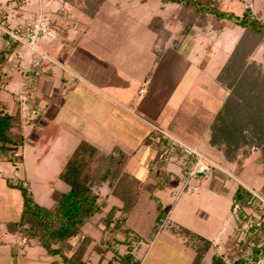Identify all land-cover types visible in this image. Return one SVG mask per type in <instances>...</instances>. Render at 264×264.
<instances>
[{
  "label": "rangeland",
  "instance_id": "rangeland-1",
  "mask_svg": "<svg viewBox=\"0 0 264 264\" xmlns=\"http://www.w3.org/2000/svg\"><path fill=\"white\" fill-rule=\"evenodd\" d=\"M220 2L224 10L239 15L250 6L255 14L264 19V0H220ZM84 6H86L84 0H0V8L7 14L6 19L0 21V58L1 50L12 44L9 38L3 35V26L11 30L40 19L48 25L50 32L39 37L37 41L38 49L47 56V59L41 68L42 74L37 87L33 90L26 89L27 94L22 91L21 81L30 57L29 48L17 43L14 51L6 55L4 64L0 60L3 74L10 76L8 83L0 90V99L6 102L9 111L15 112L18 107L20 108L22 129L26 138L24 146L14 152L16 164L2 159L0 154L2 229L5 228V221L18 220L21 216L23 198L18 185H29L36 201L47 207L54 203L61 192L67 190V185L58 179L57 175L65 159L78 143L87 140L105 152L119 149L132 153L138 148L136 155L130 158L126 155L121 168L133 173L136 182L157 197L159 201L157 210L161 211L163 221L159 223L158 232L155 235L152 233L153 239L145 234L146 224H140V220L127 221L112 232L114 235L109 234V237L115 236L121 241L130 238L137 256L141 259V264L192 263L197 255V245L193 242L187 243L186 238L181 234L172 232L171 228L179 225L212 240L213 245L204 256L202 264H210L214 253L232 254L228 255V258L234 259L237 257L234 252L237 249L234 247H240L242 253H245L248 244H253L255 241L264 244V236L257 240L247 238L243 225L240 226L237 222L239 217H243L239 214L240 211L235 214L233 210V195L239 185L249 188L264 200V149L261 144L254 143L255 140L252 139L250 146L244 145L240 148L235 161L228 162L221 149L215 146L212 148L208 141L203 142L202 148H204H200L201 151L211 153L219 162L215 163L194 146L169 132L160 131L157 133L158 138L165 135L166 139L161 144L157 142L160 147L155 149L158 156L156 163L150 161L146 163L143 157L144 150L139 148L143 145L140 140L138 141L134 134H130V129L120 125L121 123L114 117L104 116L103 113L106 112L108 116V107H113L114 104L99 91L85 87V84L77 79L85 74L90 78L93 76L101 78L104 75L107 79L119 80L124 70L127 74L125 76L129 77L133 87L136 88L135 99H141L138 85L146 88V84H141L144 77L156 71V62L161 55L156 49L160 51L162 48L172 47L178 55L187 53L194 65L203 67L202 64H206V70L199 66L198 72L194 71L189 75V79L192 76L195 78L190 84L188 83L187 87H190L187 95L183 93L181 84L180 89L173 95L171 101L173 108L165 110L167 116L165 118H168L170 112L176 115L173 109L179 108L183 97L184 99L187 97L190 100L187 102L192 105H196V98L199 97L202 99L207 97L211 103L213 99L224 101L230 92L218 83L216 75L240 38L242 27L207 15L203 25L195 26L188 35H183L182 23L175 16L177 3H162L160 0H106L94 17L84 12ZM155 16H161L164 22V29L158 33L149 28V23ZM59 52L61 54L57 56ZM49 53L55 55L60 63L65 62L63 58L68 54L69 60L65 65L77 72L75 74L69 72V69L63 70L58 63L52 64L55 70L54 83L61 92L57 94V98H60V104L64 105L62 113L57 118L61 123L58 131L56 130L59 132L57 141L53 142V145V133L52 135L48 133L39 140L46 125L55 122L48 114L50 102L45 94L38 90L41 79L45 74L47 75L46 71L51 70L49 66L52 61ZM161 56L163 57L164 54ZM251 58L264 67V42ZM102 61L109 67L102 64ZM153 64L155 69L152 68ZM62 76L65 82L60 78ZM121 80L120 82L123 83ZM63 88L65 90L61 91ZM98 99H101L102 105ZM193 124L190 123L189 126L186 122L185 126L192 129ZM157 136L152 135L150 140ZM172 141L179 145L191 146L202 153V162L211 165L212 174L202 173L192 177L189 174L185 155L172 144ZM50 144L52 148L43 160L38 162V158ZM167 163L168 169L178 174V179L166 171ZM99 193L106 207L82 228L81 237L89 234L97 243L89 248L86 256L87 264H108L109 260H115L117 253L122 254L127 249L126 244L114 242L113 249L110 246L106 248L107 244L100 242V239L106 236L105 231H108L104 229L103 221L107 211L111 205H119L121 202L110 194L106 185L99 189ZM244 214L255 216L261 213L250 207L245 208ZM117 216L124 214L118 212ZM152 219L153 216H149L146 222ZM127 227L132 229L130 235L125 230ZM136 234L141 236L140 241L133 237ZM6 237L11 241L16 240L13 235L6 234L4 238ZM18 244L22 245V241H18ZM21 249L16 258L17 264H57L56 257L48 255L36 241L23 248L24 250ZM14 262L10 244L0 245V264H14ZM115 263L117 264V260Z\"/></svg>",
  "mask_w": 264,
  "mask_h": 264
},
{
  "label": "trees",
  "instance_id": "trees-1",
  "mask_svg": "<svg viewBox=\"0 0 264 264\" xmlns=\"http://www.w3.org/2000/svg\"><path fill=\"white\" fill-rule=\"evenodd\" d=\"M160 1L177 3L175 16L182 23L183 35H188L195 26L203 25L207 15L242 27L243 32L240 38L216 75L218 83L230 93L210 125V144L221 149L226 160L231 162L237 159L242 146H250L252 139L255 140L254 143L261 144L260 146L264 149V67L251 58L264 42V19L255 14L250 6H247L241 15L224 10L220 0ZM84 2L86 4L83 8L84 12L94 17L106 0H84ZM6 17L7 14L0 8V21ZM163 26L161 16L153 17L149 23V28L155 33L164 29ZM3 35L8 38L7 33L3 32ZM11 43L9 47L1 50L2 64L6 55L11 54L17 45L16 42L11 41ZM9 78V75L3 74V66L0 67V90L8 83ZM22 127L20 108L11 112L6 102L0 99V154L2 159L14 164H16L14 152L17 148L24 146L26 140ZM58 127L57 123L52 122L46 133L43 131L39 140L42 136L53 133V143L59 134ZM51 128L55 131L52 132ZM156 139L161 144L166 138L161 136ZM50 147L51 144L38 158V162L43 160ZM126 155L119 149L105 152L91 142L81 140L73 152L67 156L57 175L68 188L61 192L54 203L48 207L36 201L29 185H18L23 198L21 216L18 220L5 221L4 229L0 222V235L10 234L16 237V240L9 242L15 258L14 264H17L16 258L20 248L31 245L33 241L38 242L48 255L56 257V260H59L57 264H87L86 256L90 246L93 245L94 238L89 234L81 237L82 228L104 211L106 204L101 201L99 193V189L104 185L109 188L112 196L120 200L121 204H113L107 211L103 221L104 229L108 231H105L106 236L101 238L100 242L107 244L106 248L108 246L113 248L114 242L127 245L124 253H117V259L115 258L117 264H141V259L137 256L130 238L121 241L115 236L109 237V234L114 235L112 232L122 227L127 221L140 220V224H146L145 234L153 239L152 233L155 235L158 232L159 223L163 221L161 211L157 210L159 206L157 197L137 183L134 174L121 168ZM254 199L252 190L239 185L233 195V208L238 204L239 214L245 218V208L255 206ZM118 212L123 213L124 216H117ZM149 216H153V219L146 222ZM125 230L130 235L132 229L127 227ZM171 230L185 237L187 243L193 242L197 245V255L191 264H202L204 256L213 245L212 240L182 225L172 227ZM258 230L259 232L253 233V238L262 239L264 213ZM79 237H81L80 240ZM133 237L137 241L141 240L139 234ZM18 241H22V246L18 244ZM247 247L245 253H242L240 247H234L237 249L234 251L237 255L234 259L228 258V255L232 254L214 253L210 264H264V244L255 241ZM115 260H109L108 264H116Z\"/></svg>",
  "mask_w": 264,
  "mask_h": 264
},
{
  "label": "crops",
  "instance_id": "crops-1",
  "mask_svg": "<svg viewBox=\"0 0 264 264\" xmlns=\"http://www.w3.org/2000/svg\"><path fill=\"white\" fill-rule=\"evenodd\" d=\"M79 49H81L82 51L84 50L81 47H79ZM157 50L158 49H156L157 53L161 52L160 54L161 55L164 54V56L163 57L161 55L158 56V61L156 62L157 63L156 71L153 72L152 74L149 73L148 74L149 77L147 75L144 77L141 84H146L147 87L143 88L140 87V85H138L139 86L138 90L140 88L139 92L141 93L142 96L141 99H137V100L135 99L136 94L134 93H136L135 91L136 88L133 87L132 81L129 79V77L127 78V76H125L127 74L124 70H122L121 72L122 75L120 76L124 80L122 78H121L122 80L109 79V78L107 79L106 77H104V75L101 78L99 77L95 78V76L90 78L89 76H85V74L83 73H81L83 74V76H79L80 79L77 78L79 82H82L83 85L85 84V87L88 86L95 91H99L100 94L104 95L106 99L110 100V102L114 104L113 107L110 106L108 107L109 108L108 116L106 115L107 112L103 113L104 116L108 118L109 116H111L112 118L114 117V119H116L119 123H121L120 125H125L126 128L130 129V134H134L138 139V141L140 140L139 142L143 144L139 148H143L144 150L143 157L146 163H149L150 161L154 164L156 163V158H158V156H156L155 149H157L158 146L160 147V145L157 144L158 141L155 137L154 139L150 140L152 135L156 134L157 136V133H160V131H164L166 133L169 132L174 137L181 139L182 141L186 142L187 144H190L191 146H194L195 148L201 151V149L204 148V147L202 148L203 142L208 141V143L210 144V125L221 106L220 104H222L221 103L222 100L214 101L213 99L211 103L209 100H207V97H205L204 99L199 97L196 98L195 101L196 105H192L187 102V101L190 102V100H188L187 97L185 99L183 97V100L180 102L179 108L173 109L174 111H176V115H174V112H170L168 118H165L167 117L165 110L167 108H173L171 104L173 95L175 94L176 91L180 89L181 84L183 85L182 86L183 87L182 89L184 91L183 93L187 95V91L190 87V86L187 87L188 83L190 84L191 80L194 81L195 78L192 76L189 79V75L194 71L198 72L200 70L199 69L200 65L197 66L194 65L187 53H184L183 55H178V52L175 50V48L165 47L162 48L160 51ZM84 52H86V50H84ZM60 54L61 52H59L57 56H59ZM54 56L55 55H51L52 63L49 66L51 67V70L46 71L47 75L45 74L44 77L41 79L38 90L40 92H43L45 94V97H47L48 101L50 102L48 107V114L52 118H54L53 120H55V122L57 121V124L59 125V123L61 122L57 120V118L62 113L64 105L60 104L61 103L60 98L59 99L57 98V94L61 92H59L60 91L59 88H57L54 83L53 76L55 74V70L52 64L58 63L60 68H62L63 70L69 69V72L75 74H77V72L73 71L70 67H67V65H65V62L67 63L69 60L68 54H66L63 58V60L65 61L64 63H60L57 60V58ZM101 63L109 67V65L104 61H102ZM154 65L155 64H153L152 67L153 69L156 68ZM202 66L203 67L200 66V68L201 69L204 68V70H206L205 69L206 64L205 65L202 64ZM78 74L80 75V73ZM106 74L108 73L106 72ZM62 77L60 78L63 81L64 76ZM120 80L123 81V83L120 82ZM64 90L65 89L63 88L61 91ZM70 90L73 89L70 88ZM84 92L87 93L86 90H84ZM100 101L101 99H98V102ZM100 104L102 105V102H100ZM187 104H189V106ZM117 108H119V110ZM186 122L189 123V126L190 123L191 124L194 123L192 125V129L189 128V126L188 127L185 126ZM51 123L52 122H49L46 125V127L43 129L45 133L47 131L48 126ZM51 130L52 132L55 131V129L53 130V128H51ZM57 138L58 137H56L55 141H53L54 143L57 141ZM52 145L50 149L52 148ZM211 147L215 148L213 145H211ZM137 150L138 148L132 153H128L127 151L124 152L130 158L131 156L137 154ZM201 152L204 154V156L209 157L211 161L215 163H219L217 159L212 157L213 155L211 153H204L203 151ZM168 168L169 167L167 163L166 171L169 174L171 173V175H175V177H177L178 179L179 178L178 174ZM7 235L10 236V234ZM9 239L10 238L7 237L4 238V235L3 237L0 235V240H1L0 245L9 244V242L11 241ZM92 244H95V240ZM27 247L28 246L24 247V249ZM24 249L22 248L21 250Z\"/></svg>",
  "mask_w": 264,
  "mask_h": 264
},
{
  "label": "built area",
  "instance_id": "built-area-1",
  "mask_svg": "<svg viewBox=\"0 0 264 264\" xmlns=\"http://www.w3.org/2000/svg\"><path fill=\"white\" fill-rule=\"evenodd\" d=\"M2 31L8 34L9 41L16 42L18 44L26 45L30 50V57L28 60V64L24 69L23 76H22V91L26 93V89H34L37 87L38 82L40 80V76L42 74V66L47 59V56L42 54V52L37 47V41L39 37L48 35L49 27L45 24L42 20L36 19L33 22L29 23L25 26H19L8 30L7 27L3 26ZM163 138H166L165 135H162ZM172 144L179 148L186 158V164L189 169V174L192 177L198 176L199 174H212L211 165L205 164L202 162V154L199 153L195 148L191 146L182 144L179 145L178 143L172 141ZM255 199L254 203L255 210L260 212V215H248L246 214L245 218H238L237 222L241 226L243 225V229L247 232L248 239H258L253 238V233L259 232L258 228L261 225L262 215L264 213V200L254 192H252ZM240 207L236 204L233 208L235 214L238 213ZM238 217V214H237ZM254 228V230H253Z\"/></svg>",
  "mask_w": 264,
  "mask_h": 264
}]
</instances>
